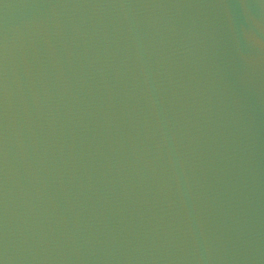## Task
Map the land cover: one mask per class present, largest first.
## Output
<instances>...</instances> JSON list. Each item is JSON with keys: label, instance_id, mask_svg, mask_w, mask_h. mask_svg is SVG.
I'll list each match as a JSON object with an SVG mask.
<instances>
[{"label": "water", "instance_id": "water-1", "mask_svg": "<svg viewBox=\"0 0 264 264\" xmlns=\"http://www.w3.org/2000/svg\"><path fill=\"white\" fill-rule=\"evenodd\" d=\"M0 264H264V0H0Z\"/></svg>", "mask_w": 264, "mask_h": 264}]
</instances>
